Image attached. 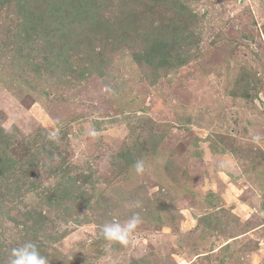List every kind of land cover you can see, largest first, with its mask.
<instances>
[{
	"label": "rangeland",
	"instance_id": "rangeland-1",
	"mask_svg": "<svg viewBox=\"0 0 264 264\" xmlns=\"http://www.w3.org/2000/svg\"><path fill=\"white\" fill-rule=\"evenodd\" d=\"M93 2L81 29L74 7L42 1L46 36L0 8V127L18 162V190L0 188V264L26 241L49 264H264V0ZM133 213L128 246L103 238Z\"/></svg>",
	"mask_w": 264,
	"mask_h": 264
},
{
	"label": "trees",
	"instance_id": "trees-1",
	"mask_svg": "<svg viewBox=\"0 0 264 264\" xmlns=\"http://www.w3.org/2000/svg\"><path fill=\"white\" fill-rule=\"evenodd\" d=\"M42 1H44V0H0V8L3 5H6L9 8L8 4H11L13 2L14 11L16 14H18L20 16V18H21L20 21L21 22L23 21L25 24H31L35 31L37 29H40L42 34L44 36H46V34L48 35L51 33V26H50V23L47 22L48 18H46L44 15L45 14L44 12L47 10H46V7H45V9L43 8V5L41 4ZM93 1L94 0H54L53 6H51L48 10L51 11L54 7H56L57 9L63 8V10H64L65 8L67 9L71 5L72 7H74L72 10L75 13V15L78 14V16H86L85 20H83V21H82V19L81 20L78 19L80 22H77L75 20L76 23H79L80 28L82 29V28H84V26H82L83 22H88L91 26H94L93 19L97 16H95L96 15V7L94 6V4H92V3H94ZM60 18H64V17L60 16ZM135 18H137L136 15L132 16L131 19H130V16H126L124 19H126L130 23V25L133 26V25H135L133 22V19H135ZM124 19H121L119 23L121 24L124 21ZM18 24H20V22ZM110 35H112V33H110ZM123 37H124V35L123 34L121 35V33H120L121 40L118 39V37L116 40L118 42H120V41H122ZM48 38H51V37H48ZM163 42H164V40L163 41L162 40L156 41V43L153 45L154 51L152 52V54L150 52V49H149V51H147L148 52L147 55L150 56L149 58H151L148 60V62H154L153 60L157 61L158 65L156 63H154L155 67L156 66H163L162 64L165 63L164 53L161 49ZM109 44H110L109 40H107L104 43L100 42L99 50L102 51L105 48V46H109ZM25 46H26L25 43L21 42L20 47L19 46L15 47V49L20 51V50H23ZM51 50H54L53 53H54L56 60L68 63L67 60L65 59V56L63 55L64 50H61L59 47H57V49L52 48ZM48 52L49 51H47V53ZM44 54H45V52H43V55ZM145 54H146V52H145ZM8 137H9L8 133H5L4 129L2 127H0V188L5 187L8 194H10L11 192H16L18 190V186H17L18 179L16 177L17 174H14L16 172L15 166L18 162L16 161V159L9 156L7 151H6V147H8V145H9V138ZM39 154H40V152H39ZM37 156H38V153H36L35 158ZM50 158H51V156H50ZM49 162H50V159H49ZM25 163H26L25 167H24L25 164H23L21 166H23L26 169L28 167L29 162L25 161ZM36 163H38V162H36ZM42 164L45 165V162L43 161ZM55 176L58 177L57 175H55ZM86 182H87L86 178H84L83 183H86ZM87 183H89V182H87ZM56 185H57L56 190H59L62 196L70 195V194H72L73 191L77 192L74 195V197L76 199L74 200L73 205L81 204L83 199L85 198L84 192H83V187H81V186H79V187L77 186L73 190L72 188L65 186V184L62 183L61 181L59 183H57ZM8 186H10V187H8ZM46 197L48 198V205L49 206H55L57 208L61 207V202H60L59 197H57L56 195H50V194H48ZM85 202H87V200ZM71 207H72V205H68V207L64 208V209L68 210V213H70ZM40 217L42 218V220L45 219V215H41ZM40 223L42 224L43 222H40ZM37 226L40 227L39 225H37ZM25 234H27L26 231L24 232V234H22V237ZM31 242H34V241H31Z\"/></svg>",
	"mask_w": 264,
	"mask_h": 264
},
{
	"label": "clouds",
	"instance_id": "clouds-1",
	"mask_svg": "<svg viewBox=\"0 0 264 264\" xmlns=\"http://www.w3.org/2000/svg\"><path fill=\"white\" fill-rule=\"evenodd\" d=\"M12 127L5 126L4 132L11 133ZM88 135L95 138L100 133L95 129L91 128ZM60 136L59 127L51 128L48 130V138L52 141H57ZM254 142H260L261 137L254 135L252 137ZM134 169L137 175H142L145 171V163L143 160H137L134 164ZM139 207V202L135 205ZM142 223V218L139 213H133V215L125 222L120 223L119 221H112L101 226V233L103 238L110 243H118L121 246H128L131 242L137 227ZM71 259V257H69ZM9 264H49L48 258L41 254L38 246L31 241H26L18 247L11 249Z\"/></svg>",
	"mask_w": 264,
	"mask_h": 264
}]
</instances>
